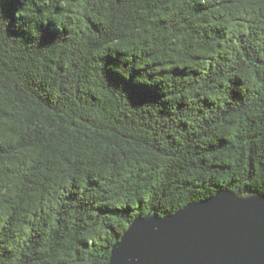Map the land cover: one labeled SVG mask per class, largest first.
<instances>
[{
	"label": "trees",
	"instance_id": "trees-1",
	"mask_svg": "<svg viewBox=\"0 0 264 264\" xmlns=\"http://www.w3.org/2000/svg\"><path fill=\"white\" fill-rule=\"evenodd\" d=\"M222 189L264 194V0H0V264Z\"/></svg>",
	"mask_w": 264,
	"mask_h": 264
},
{
	"label": "water",
	"instance_id": "water-1",
	"mask_svg": "<svg viewBox=\"0 0 264 264\" xmlns=\"http://www.w3.org/2000/svg\"><path fill=\"white\" fill-rule=\"evenodd\" d=\"M107 264H264V194L222 189L133 219Z\"/></svg>",
	"mask_w": 264,
	"mask_h": 264
}]
</instances>
